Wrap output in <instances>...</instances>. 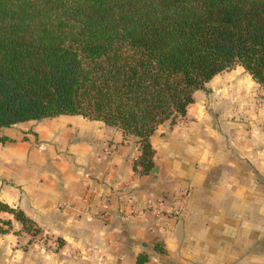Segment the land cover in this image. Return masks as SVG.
Wrapping results in <instances>:
<instances>
[{
  "label": "crops",
  "instance_id": "crops-1",
  "mask_svg": "<svg viewBox=\"0 0 264 264\" xmlns=\"http://www.w3.org/2000/svg\"><path fill=\"white\" fill-rule=\"evenodd\" d=\"M257 89L238 65L195 89L184 114L148 136L154 174L133 165L135 138L100 120L0 127V201L34 228L0 211V264H264V97L248 107ZM159 197L178 214L145 209Z\"/></svg>",
  "mask_w": 264,
  "mask_h": 264
},
{
  "label": "trees",
  "instance_id": "trees-1",
  "mask_svg": "<svg viewBox=\"0 0 264 264\" xmlns=\"http://www.w3.org/2000/svg\"><path fill=\"white\" fill-rule=\"evenodd\" d=\"M236 65L264 89V0H0V127L100 120L135 138L144 172L156 126Z\"/></svg>",
  "mask_w": 264,
  "mask_h": 264
},
{
  "label": "built area",
  "instance_id": "built-area-1",
  "mask_svg": "<svg viewBox=\"0 0 264 264\" xmlns=\"http://www.w3.org/2000/svg\"><path fill=\"white\" fill-rule=\"evenodd\" d=\"M108 148H107V150H109ZM187 194H188V192L185 191L181 196H185ZM145 209L149 210L156 217H159L161 215H166L168 213H171L173 215H177L178 214V210H179L178 207H174V206L167 209L166 206H165V201H164V199L162 197L157 198L155 200L154 204H148L145 207Z\"/></svg>",
  "mask_w": 264,
  "mask_h": 264
},
{
  "label": "rangeland",
  "instance_id": "rangeland-1",
  "mask_svg": "<svg viewBox=\"0 0 264 264\" xmlns=\"http://www.w3.org/2000/svg\"><path fill=\"white\" fill-rule=\"evenodd\" d=\"M236 66H234L231 69L236 68ZM260 97H264V95L262 94V92L259 89L255 90L252 95H249V102L251 104L248 105V107L250 106V108L254 110L258 106V104L262 102L261 99H260Z\"/></svg>",
  "mask_w": 264,
  "mask_h": 264
},
{
  "label": "water",
  "instance_id": "water-1",
  "mask_svg": "<svg viewBox=\"0 0 264 264\" xmlns=\"http://www.w3.org/2000/svg\"><path fill=\"white\" fill-rule=\"evenodd\" d=\"M149 173L154 174L156 173V166H153L150 170Z\"/></svg>",
  "mask_w": 264,
  "mask_h": 264
}]
</instances>
